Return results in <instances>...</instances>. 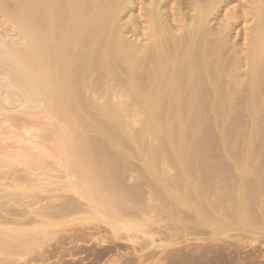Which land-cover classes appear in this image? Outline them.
<instances>
[{
    "label": "rangeland",
    "instance_id": "obj_1",
    "mask_svg": "<svg viewBox=\"0 0 264 264\" xmlns=\"http://www.w3.org/2000/svg\"><path fill=\"white\" fill-rule=\"evenodd\" d=\"M6 1L8 5L5 8H0V51L14 47L23 50L25 47L28 48L38 44L39 41H44L46 37L44 35L40 36L39 34V38L30 39L26 38L24 34L29 31L37 32L43 25L35 22L34 19L44 21L55 17V21L46 22L44 26L47 32L56 33L54 39L58 45L57 48L42 49L27 56V61L37 60L41 57L54 61L56 59L55 67L49 71L51 73L55 72V74L60 73L61 77L59 76L60 78L58 77L53 82L42 83L45 85L44 93L35 94L32 91L31 93L22 90L10 99H4L3 94H0V158L6 159L7 151L14 154V152H21L22 149L24 151L25 147L33 148V144L35 142L37 144L38 141L40 142L39 146H34L33 149L37 155L36 157H42L44 154L42 151L44 150H42L41 144L43 142L41 143L37 133L43 131L44 128H54L60 133L61 141L59 140L57 143L58 145L60 142L62 143L58 147L59 149L62 146L66 148V146L73 143L76 144L74 133L78 134L82 130L86 132L87 138H89L88 144L92 143L93 145L95 142V150H112L111 153L116 155L125 154L123 155L125 157H119L116 162L121 166L124 165V169L126 166L124 170L127 172L126 180H130L133 174H138L142 170L141 168L148 166L149 162L151 163L154 160L152 158L150 160L148 158L150 156H147L150 155L147 153L152 151V147L153 150L158 147L164 149L167 152L165 154L168 157L170 155L171 160L168 157L166 160L165 156L161 157V160H154L150 164L154 163L153 166H155L158 163L156 166L159 171H162L163 166H168L171 167V170L168 167L167 169L165 167V170L173 173L175 171L173 169L174 165H179L180 159L182 164L188 162L187 164L191 163L198 170L211 172L206 181L210 182L212 187H216L219 183L223 186L221 180L225 186L231 184L229 185L230 190L228 186L225 188L229 192L235 189V183L237 178L239 180V177L236 179L230 177V180H226L227 177H223L221 173H218L219 171L224 173L226 168V170L235 169L244 162L247 164L248 161L243 159L247 154L257 155L256 158L250 160L251 163L249 162L248 165L252 164L258 170L261 169V165L263 166L264 158L258 157L262 151L251 152L255 149L264 150V89H262L263 84H261L263 78L256 71H253L257 61L255 59L264 60V35L259 38L254 37L255 31L257 34V20H254L255 13L252 12L253 9L249 5L252 0H231V2H229L230 0H224V3L223 0L218 1L221 4L215 5L211 11H205L206 16L203 20L205 24L203 23L204 28L201 27V30L198 29V26L196 27L198 20H200L198 14L200 15L199 18H202L203 15L199 7L202 4L198 0L199 6H196L198 4L196 0H194L195 3L191 0H41L38 2L33 0L36 6L35 9L41 8L45 11L41 10V13H37L35 10L36 12L28 14L29 17L26 15L27 19H31L30 22H32H27V25H18L15 22L18 17L23 16L21 14L17 15L19 11L15 14L17 11L16 6L20 4L19 0ZM200 1L207 4L206 0ZM254 1L252 2L254 3ZM227 2L229 4H226ZM33 3L31 1L29 5H32V8H34ZM82 3L84 5L91 4L89 7H92V13H88L89 15L82 14L85 16L71 17V8L74 9L75 6L77 8L78 5V8L82 7L80 6ZM98 3L101 5H98ZM93 5L94 7L98 5L100 8L97 6V9L93 10ZM247 8L252 10L249 11ZM197 9H200V11ZM105 21L106 24L103 23ZM39 25L41 26L39 27ZM195 29H197V32L203 30L200 32L203 42L199 39L198 41L201 43L196 41L197 39L187 41L183 39L184 36L185 38L190 36L189 34L192 31H194L192 34L196 33ZM114 30L116 34L113 33ZM159 30L160 33H158ZM165 36L169 38H167L168 42L169 40L172 41L169 42L170 46H165L163 41V39H166ZM77 40L82 41L78 44ZM202 44L203 48L206 47L205 51H209L208 58L205 54V62H203V59L200 67H195V69L193 67L192 69L190 62L194 63V57L191 58V51L200 48ZM256 47H258V50L261 47L263 53H261V50L257 53L254 49ZM169 48L171 50L175 48V52L172 50L170 52L174 53L170 54ZM61 50L67 51L68 56L60 61L57 58ZM110 51L115 53L109 54ZM253 60L255 63H253ZM2 62L3 60L0 59V63ZM161 66L164 67V71L160 70ZM183 66H191V68L186 67L184 70ZM180 69L184 71H180ZM198 69L202 71L200 70L199 73ZM67 70L74 71L75 79L81 83H79L80 89L78 90L81 92L78 98H81L85 108L78 107L74 103L77 97L68 86L71 85L70 78L64 75ZM1 74L0 79L5 81L11 76ZM136 78L146 80L148 83L146 82V85L140 89L135 86L137 85ZM179 78L182 82H185L182 83L183 85L180 83L178 84L180 86L177 85ZM117 80L125 82L120 86ZM39 82L36 79L33 85H39L41 83ZM67 86L69 89L66 88ZM201 88L205 89L201 91L202 93H200ZM72 92L75 95H72ZM204 92H207L205 93L208 97V99L205 98L206 100L203 98L204 96H201ZM253 92L257 93V96L252 95ZM208 94L210 95L208 96ZM51 95L59 96L61 98L59 101L62 100L61 102L68 103L69 107H61L62 109L59 108L60 110H56V112L52 111L54 102L51 100ZM249 95H252V97ZM249 99H252V101H249ZM122 101L125 105L121 104ZM191 109L194 113L191 112ZM67 114H73L82 119L79 126H77L80 131L73 132L75 129L73 127V130H71V126H67L69 129L66 128L65 125H69L65 118V116H68ZM155 116L161 120L156 119ZM63 117L67 124L64 123ZM33 122L34 125L31 124ZM214 122L217 124L215 125ZM218 122H220V128L217 127ZM28 123L30 124L28 127L31 125H33L32 128L35 127L34 129L27 127L30 132L24 129ZM37 123H42L43 126H39ZM203 123L210 124V132L208 128H205L208 124L204 126ZM221 124H224L225 129L228 128L231 132L228 129L225 130ZM171 131L172 133L175 132L174 135ZM226 131L227 134L224 133ZM170 133L175 140H173ZM229 133L231 134L228 135ZM113 135L122 137L124 140L121 139L128 144L121 146L117 143L118 141L113 140ZM57 143L55 145L53 141L47 142L43 144V146L45 145L43 149H47L46 147L49 149L53 146L57 148ZM116 145L118 146L116 147ZM137 145H141L140 148ZM98 146L102 149H98ZM124 148L128 150L126 151ZM180 148L186 149L188 152H184ZM166 149L170 151L175 149L177 152L166 151ZM229 149L230 151H228ZM248 149L249 151H247ZM120 150L122 153H120ZM123 150H125L124 153ZM179 151L180 153L182 151L181 155L190 153L189 155L194 157L193 160L184 161ZM168 152L173 153V158ZM236 152H238L237 156L240 155L239 158L236 156ZM2 159L0 160L2 161ZM53 160L52 162L55 163ZM110 161L112 162V160ZM56 162L57 165H54L58 168H55L58 174L55 172V176L59 175L61 181L72 182L79 192H81L84 182L94 180V178L80 173V170L88 172V167L85 166L82 160L78 161L68 157L67 159H59V161L57 159ZM261 171L264 172V167ZM214 172L220 175L214 176L212 174ZM53 175L52 178H55L53 180H58V176L56 178ZM249 178L253 179L250 176ZM6 180L7 178L5 179L0 174V181L4 183H1V186H8L5 183ZM231 180H234L235 183H232ZM257 180L259 181V179ZM227 181L230 182L227 183ZM260 181L262 182V179ZM214 183H217L216 186ZM262 185L264 186V183ZM221 186H219L221 189L225 187ZM214 191L212 192L214 193ZM224 192L227 193V191ZM262 196L261 198H263ZM89 202L90 200L82 201L85 206H88ZM259 205L261 204H256L257 208H260ZM101 209L103 210V208ZM150 234L154 235V245L158 247L147 249L150 246L148 240ZM192 235L189 239L180 238L179 241L176 239V241L169 243L164 238L157 236L156 232L141 234L143 244L133 245L125 239L111 242L106 240L105 237H101V234L95 233L88 239L85 237L75 239L74 243L77 242L75 243V249H77V244H80L81 247L74 253L71 251L69 253L67 249H64V253L61 251L63 249L58 248L50 256L52 259L50 257H45V259L40 257L42 258L40 259L39 256H35L36 258L33 259L32 255L28 257L32 259L27 258L26 261L20 259L12 262H14L13 264H264V237H243L231 233L216 239L210 235L208 236V234ZM66 242L65 247L69 244L68 240ZM166 242L169 244L164 248H160ZM49 249L51 248L49 247ZM41 250L43 251L44 247Z\"/></svg>",
    "mask_w": 264,
    "mask_h": 264
},
{
    "label": "bare ground",
    "instance_id": "obj_2",
    "mask_svg": "<svg viewBox=\"0 0 264 264\" xmlns=\"http://www.w3.org/2000/svg\"><path fill=\"white\" fill-rule=\"evenodd\" d=\"M31 1L33 3V0H22V2L21 0H19V3H20L19 5H17L18 2L16 3L17 6L16 5L15 6L17 7L16 9L17 11L15 12V14L19 11L20 13L18 12L17 15L18 14L23 15V16L18 17L15 20V22L18 25H27L26 24L27 22L32 23L30 22L31 19L29 20L27 19V17H29L28 14H30V12L34 13L36 11L37 13H41V10H43L41 8L35 9L36 6L34 5V3H33L34 8L31 7L32 5L29 6ZM35 1L36 0H34V2ZM38 1H41V0H37L36 2ZM107 1H112V0H107ZM191 1L193 2L194 0H191ZM218 1L220 0H209V1L206 0L207 4L206 3L203 4L200 0H198V2L202 4V6L201 5L199 6V3L196 0V3H198L196 6L200 7L201 12H203L202 18H204V19L199 18L200 15L198 14L199 17L198 16L197 17L198 19H200L198 20L199 22L197 21L198 25H196V27L197 26L199 27L198 29H200L201 27L204 28L203 25L205 23L203 20H205L204 16H206L205 11H211V9L215 5L218 6L220 3ZM225 1L223 0V3ZM229 2H231V0ZM229 2H227L226 4H229ZM84 3L80 5L82 7L78 8L79 6L78 5L77 8L76 6L74 9L71 8L70 16L78 17L79 15L85 16L82 14L89 15L90 13H92L91 12L92 7H89L91 6V4L84 5ZM250 3L249 5L253 9L252 12L255 13V17L253 18H255L254 20H257V26L255 25L257 28V34L255 33L256 32L255 31L254 37L255 38L263 37L264 35L263 34L264 33V0H255L254 3L253 2L251 3L252 6ZM7 5L8 3L6 0L5 1L0 0V8L2 7L5 8V6ZM98 5H101V4L98 3ZM97 6L94 7L93 5V8H94L93 10L97 9ZM200 9L199 10L197 9V10L200 11ZM247 9H249V11L252 10V9L250 10V8H247ZM201 12L199 13L201 14ZM15 18H16V15H15ZM34 21L41 25L43 24L42 26H44L46 22L55 21V17L51 18L50 20L45 19L44 21H41V19H34ZM103 23L106 24L107 22L105 21ZM41 25H39V27ZM42 26L40 27V29H38L39 31L38 30L37 32L29 31L25 33L24 36L30 39L32 38L35 39L36 37L37 39L40 36L44 35L46 36L44 41H39V43L37 42L38 44L32 45L31 47L29 46L28 48L25 47L23 50L22 48L19 49L18 47H14L11 49L0 51V59H2L5 63L4 65L0 64V74L2 73V74L11 75L6 81L4 79L3 80L0 79V94H3L4 99H10L14 94L20 93L22 90H25L28 92L32 91L35 94L37 93L39 94L40 92L44 93L45 85L43 84H45V82L46 83L53 82V80L54 81L55 79L57 80L59 76L61 77L60 73L55 74V72L54 73L50 72L51 68L55 67L56 59L54 61L49 58L41 57L37 60L35 59L33 61L32 60L27 61V58H28L27 56L29 55L35 54L42 49L48 50L51 48L52 49L57 48L58 46L54 39L56 36L55 35L56 33H51V32L49 33V31L47 32L45 30V26L44 27ZM160 30L158 33H160ZM193 32L194 31H192V33ZM195 32L196 33L194 34L190 33L189 34L190 36L187 35L188 36L187 38H185L184 36L183 39L186 41L196 40V39H197L196 41H198L199 39L201 42H203L202 41L203 37L201 33L199 31L197 32V29H195ZM113 33L116 34V31L114 30ZM39 34L40 36H38ZM164 38H166V39H163L164 44L165 46L166 45L168 46L169 42H172V41L169 40L168 42L167 40L169 38L166 36ZM81 41L82 40L80 41L77 40V43L79 44ZM186 41H183V42H186ZM182 44L185 46L184 43ZM257 48L258 47L254 49H256L258 53V51L261 50V47L259 48V50ZM174 49L172 50L174 51ZM180 49L182 50V48ZM205 49L206 47L203 48V44L202 46L200 45V48L198 47L196 49H192L191 54L193 56L191 55V58L194 57L193 58L194 63L192 61L190 62L192 69L193 67L194 69L195 67H198V66L200 67V63L202 64L203 62H205L206 57L204 58V56L207 55V58H208L209 51H205ZM254 49L253 51L256 53ZM168 50L169 52L172 51L170 48ZM263 51L261 53H263ZM112 52L115 53L114 51H110L108 53L110 54ZM171 53L172 52H170V54ZM183 53H184V50H183ZM67 56H68L67 51L61 50L57 59L61 61L65 59ZM255 60L257 61L255 63L253 60V63L256 64V65L254 64L255 68L253 69V71H256V73H258V75L261 78H263L262 79L263 81L259 79L261 80V84H263V88L260 85L259 87L264 89V60L263 59L262 60L255 59ZM191 66L190 67L183 66V67L185 70L186 67L191 68ZM161 67H160L161 68L160 70L164 71V67L163 66ZM180 68L182 67L180 66ZM181 70L183 69H180V71ZM200 70L201 69H198L197 71L199 72ZM47 71H49L52 75ZM171 72H172V68H171ZM64 75L65 76L67 75V77L71 79V81L69 79V82H71V85H68V86H70V90L72 89L74 93L76 94L77 99L76 100L74 99L75 100L74 103L76 104V106L83 108L85 104L83 103L81 98H78L81 92V91L79 92L78 90L80 89L79 85L81 83L78 82L77 79H75L76 78L74 77L75 72L67 70L65 71ZM64 75L62 74V76ZM178 77L176 76L177 79ZM36 79H38L41 82V83L39 82L40 83L39 85L38 84L33 85V82H35ZM180 81L181 80L179 78V82L178 83L176 82L177 85L179 83L180 84L185 83L184 81L183 82L182 81L180 82ZM117 82L121 86L124 84L123 82L125 81L117 80ZM146 82H147L146 80H143L141 78L137 79L136 81L137 85L135 86L141 89L146 85ZM68 86L66 87L67 89H69ZM202 88L200 89V93H202L201 91L205 90V89L203 90ZM26 89H29L30 91ZM259 90L261 89L259 88ZM262 91L260 92L261 94H262ZM256 92L258 93V91ZM205 93L207 92H204V94L201 95V96H204L203 97L204 99L207 97V94L205 95ZM257 93L253 92L251 94L252 95L254 94L257 96ZM75 94H73L72 92V95H75ZM209 95L210 94H208V96ZM252 95H249V96L252 97ZM59 99L61 98L57 95L52 96L51 98V100L54 102V105H53L54 108H52L51 106V108L53 109L51 110L54 112H56V110L58 111L62 109L63 107H66V106L69 107L68 103H65V102L63 103L61 102L62 100L59 101ZM204 99L202 101H204ZM206 99H208V97ZM252 99H255V98H252ZM252 99H249V101L250 100L252 101ZM181 100H184V99H181ZM123 102L124 101H122L121 104L125 105V103ZM129 104L131 105V103ZM192 110L193 109H191V112H193ZM67 115L68 116H65V118L69 125H65L66 128L67 126L69 127L71 126L72 127L71 130H73V127L75 129L73 130V132L80 131L79 128H77V126H79L82 119H80L79 117L73 114H67ZM195 116H196V113H195ZM160 118L162 119V117ZM156 119H158V117H156ZM161 119H158V120H161ZM66 120L64 119L65 124H67L65 122ZM82 123L84 124V122ZM214 123L215 125L217 124L216 122ZM31 124L34 125V122ZM41 124H38V125L40 126ZM207 124L203 123L204 126H206ZM219 124L220 122H218V126H217L218 128H220ZM29 125L30 124L28 123V125H26L25 128L23 127L28 132H30L28 128H31V129L35 128V127L34 128L31 127L33 125L28 127ZM209 125L210 124H208L207 127L205 128H208L210 132ZM222 125L224 126V129H225V125L221 124V126ZM228 130L229 132H231L230 129ZM81 131L80 133L77 132L78 134L74 133V136L76 135L75 136L76 144L73 143L69 146H66V148L62 146L59 149L58 147L61 146L62 142H60L59 145L57 143L59 142V140L61 141L60 133L58 132V130H55L54 128L53 129L44 128L43 131H41L40 133H37V135L39 134L41 143L43 142L41 144L42 145L41 147H42V150H44L42 151L44 152V154L42 153L44 157L42 156L38 158L36 157L37 155L34 152L35 151L33 149L34 146H37V145L39 146L40 142L38 141L37 144L35 142L33 144L34 146L32 145L33 148L29 147L30 148L29 149L25 147L24 151L22 149L21 152L17 151L18 153L14 152V154L11 152L9 153V151H7L8 153H6L5 155L6 159L0 158L2 159V161L0 160V171H1L0 174L4 176L5 179L7 178L8 180V181L6 180L5 182L8 186H5L6 185L5 184L4 185L5 187L1 186L4 183L0 181V186H1V190H0V264H6V263L13 264L14 262L12 261H18L20 259H25L26 261L27 258L31 257L32 255H33L32 256L33 259L36 258L35 256H39V258L43 257V259H45V257L48 258L52 256V254L55 251H57L58 248L63 249L61 251H63L64 253H65L64 249L69 250V253L70 251L74 253L75 251H78L81 247L79 246L80 244L79 245L77 244L78 250L75 249L76 247L75 243L77 242L74 243V241H76L77 238L79 239L81 237L83 239L85 237L86 239H88L90 236L92 237V235H94L95 233L101 234L102 235L101 237L103 238L105 237L106 240H109L111 242L116 241V240L125 239L126 241H128L129 243L133 245L143 244V241H141V237H140L141 234H148V233H154V232H156L157 236H159L160 238H164L169 243L176 241V239L179 241L180 238L189 239V237L192 234H193L192 236H194L195 234L196 235L208 234V236L210 235L211 237L216 238V239L220 238L221 236H224V235L226 236V234L228 235L231 233H234V234H237L243 237H253V238L264 237V186L262 185L264 183V172L261 171L262 167H264V164L263 166L261 165L262 167L260 166L261 169L259 170L258 168L256 169V167L253 166L252 164L248 165L250 160H253L254 157L256 158L257 155L256 156H254L255 154L248 155L246 153L247 155L246 157L243 156L244 157L243 159L248 161L247 164H245L244 162L239 167L235 165L237 167L235 169L226 170L227 169L226 168L224 173H222L223 171L218 172V173H221L223 177L225 178L227 177L226 180L227 179L230 180V177H234V179L239 177V180L237 178L238 182L236 181V183L234 180L233 181L231 180L232 183L234 182L236 184L235 189L233 191L231 190V192L225 189L228 186L230 190L229 185L231 184L225 186L221 180V184L223 186H221L220 183L218 182L219 185L216 186L217 183H214L216 187H212L211 183L206 181L209 178L211 172H206L204 170L202 171L201 169L198 170V168L196 167L197 168L196 169L191 163L187 164L188 162L186 164L183 162L184 164H182L181 163L182 161L180 159L179 161L181 165L180 164L179 165L177 164V166L174 165L175 167L172 165V168L174 167L173 169H175L173 173H170L171 171L170 172L166 171L165 170L166 166L165 167L163 166L162 167L163 169H161L162 171H159L156 166V164L158 165V163H156L155 166H153L154 163L150 165L154 160L155 161L156 160L158 161V159L161 160V157L166 156L165 159L167 160L168 156L165 154L167 152H165L164 149H161V148L159 149L158 147L159 145L157 146L158 148H154V150L152 147V151L147 153V154H150V155H147V156H150L148 158H150V160L152 159L154 160H152L151 163L149 162L148 166H144L143 168H141L142 170L139 169L141 171H139L138 174L136 175L133 174V177L131 176L133 179L131 178L130 180H126L127 172L124 171L126 169V166L124 169L123 167L124 165L121 166L120 164L116 162L119 157H122L125 154L116 155L115 153H111L112 150L111 151L110 150L108 151L107 150L106 151L105 150H95V147H94L95 142L93 143V145L92 143L88 144L89 138H87L88 136L86 132L85 131L81 132ZM227 131L224 133L227 134ZM171 133L170 135L172 136V134L174 135L175 132L172 134ZM114 134H117V133H114ZM230 134L231 133H229L228 135ZM37 135L36 137H38ZM113 137H112L113 140L115 142L118 141L117 143L120 144L121 146L124 144L125 145L128 144L127 142H124L123 141L124 139L120 136L113 135ZM173 140L175 139L173 138ZM50 141H53L54 144L57 143L58 149L55 148V146L53 147L51 146L52 148H49V149L48 147H46L47 149L45 148L43 149V147H45V145L43 146V144H46L47 142L50 143ZM117 146L118 145H116V147ZM137 146L139 147L141 145H137ZM100 148L102 149V147H99L98 149ZM124 149L126 151L128 150L126 148ZM134 149H135V146H134ZM175 149L174 150L172 149L171 151H175ZM125 150H123V153ZM147 150H148V147H147ZM183 150L184 149H182V151ZM166 151H170V150L166 149ZM182 151L181 153L179 151V153H180V156L184 158V161H189L191 159L193 160L194 157L189 155L190 153L188 155H186L187 153H184L185 155L184 154L181 155ZM228 151H230V149ZM247 151H249V149ZM256 151H262L260 153L261 155L258 153L259 154L258 157L260 158L261 156L262 157L261 159H263L264 150L255 149L254 151L252 150L251 152L255 153ZM141 152L143 153V151ZM144 152L146 153V151ZM184 152H188V151L185 149ZM120 153H122L121 150H120ZM237 153L238 152H236V156H237ZM172 154H171V158H173ZM133 155L135 156L134 151H133ZM233 156H235V154H233ZM52 157L54 160L51 159ZM54 157L57 158L58 161L59 159H67L68 157L74 158L78 161L82 160L85 163V166L88 167V172L86 173L83 170H80V173L82 175H87L91 178H94V180L92 182H84L81 188V192L77 191L75 185L72 182L65 181V180L61 181L59 180V175L55 176V172L57 171L56 169L58 168H56L57 159H55ZM237 157L239 158L240 155ZM168 159H170V155ZM52 160L55 161V163H53ZM110 160H112L113 163ZM56 174H58V172H56ZM212 174H214V176L220 175L215 172ZM52 175L55 176L56 178L58 176L57 179L59 181L53 180L55 178L54 177L52 178ZM249 176L252 177L253 179L249 178ZM256 179H259V181L260 179H262L263 183L257 180L259 182L258 183ZM229 182L230 181H227V183ZM219 186L221 187L225 186V187L221 189ZM231 187H234V186H231ZM213 190H215L214 193L212 192ZM224 191H227V193H225ZM77 196H79V198H77ZM261 196L263 198H261ZM83 200H90L89 205L85 206L82 203ZM257 203L261 204L259 205L260 208H257L256 206ZM101 208H103V210ZM132 219H134V221H132ZM148 238H149L148 240H149L150 246L147 249H151L152 247H158L154 245V239H153L154 235L150 234L148 235ZM67 240H68L69 246L66 245L65 247L64 245L67 244L66 242ZM167 242L165 244H162L160 248H164L167 244H169ZM43 247H44V250L42 251L41 249H43ZM45 247H48L46 248L47 250L45 249ZM49 247L51 249H49ZM61 255L63 256V254ZM28 259H32V258H28Z\"/></svg>",
    "mask_w": 264,
    "mask_h": 264
},
{
    "label": "water",
    "instance_id": "obj_3",
    "mask_svg": "<svg viewBox=\"0 0 264 264\" xmlns=\"http://www.w3.org/2000/svg\"><path fill=\"white\" fill-rule=\"evenodd\" d=\"M0 64H3V65H4L5 63H4V61H3V62H2V63H0Z\"/></svg>",
    "mask_w": 264,
    "mask_h": 264
}]
</instances>
